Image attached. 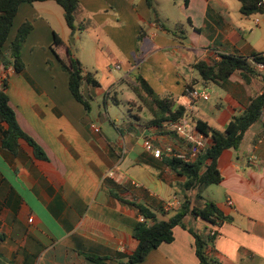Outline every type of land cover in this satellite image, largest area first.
Wrapping results in <instances>:
<instances>
[{
    "label": "crops",
    "instance_id": "crops-1",
    "mask_svg": "<svg viewBox=\"0 0 264 264\" xmlns=\"http://www.w3.org/2000/svg\"><path fill=\"white\" fill-rule=\"evenodd\" d=\"M241 7L238 0H189L187 5L152 0V6L147 0H80L76 25L85 29L77 31L91 32L95 44L90 52L73 53L68 39L74 34L60 5L20 6L6 48L24 23L33 25L21 49L25 70L17 74L0 61V82L7 80L19 126L46 158H38L24 139L13 150L6 148L8 125L0 123V264H125L138 247L133 231L142 215L135 205L168 221L184 197L192 207L213 201L229 220L211 224L189 214L187 228L176 226L174 241L150 251L140 264H199L192 231L216 232L208 254L217 264H264V120L248 130L238 149L222 153L223 181L208 200L203 193L198 199L185 190L186 177L168 165V158L146 151L147 142L180 152L187 145L169 124H150L152 113L132 88L140 76L160 98L172 99L174 109L186 108L187 87L204 89L208 98L181 121L196 127L201 120L224 131L264 92V72L247 82L235 71L220 85L204 81L194 66L213 64L223 55H264V14L246 16ZM56 35L59 46H54ZM68 49L82 64L83 76L98 82L82 85L90 111L70 90L62 67ZM102 96L106 114L96 116L93 104ZM109 100L129 106L127 120L110 113ZM173 199L180 205L167 209L165 202Z\"/></svg>",
    "mask_w": 264,
    "mask_h": 264
},
{
    "label": "trees",
    "instance_id": "trees-1",
    "mask_svg": "<svg viewBox=\"0 0 264 264\" xmlns=\"http://www.w3.org/2000/svg\"><path fill=\"white\" fill-rule=\"evenodd\" d=\"M55 1L65 12L67 25L75 33L77 30L83 31L84 26L76 25V12L80 7V0H0V61L7 68L13 66L17 74H22L25 65L21 57V49L26 39L33 29L30 22L24 23L17 31L13 41L8 42L12 30L14 19L23 3L33 4L35 2ZM152 6V0H147ZM242 7L241 12L246 16L264 14V8L259 6L260 0H238ZM189 0H185L186 5ZM62 41L56 35L54 46H59ZM55 53V49L52 48ZM254 62H264V55L254 53L250 57L237 55H223L221 60L213 64L198 62L194 68L198 71L204 81H212L216 84H224L235 71H242L244 79L249 82V77L256 75ZM62 67L69 73V87L73 96L81 102L87 111L91 110L89 100L82 91L84 81L98 86V82L92 79L90 74L83 76L82 64L72 56L68 49L66 59H62ZM137 85L133 86L138 99L152 113L153 119L150 124L162 127L164 124H172L181 121L186 114L183 106L174 109V102L169 98H160L154 93L148 83L137 77ZM7 80L3 81L0 90V123H6L8 130L3 133V145L13 150L18 139L26 140L35 150V154L40 159H45V154L41 147L27 134H25L16 119V114L9 104V97L6 93ZM264 109V92L251 99L247 108L239 115L233 116L224 131L210 127L206 122L196 121V129L210 138V147L200 154L191 163H186L180 159H168L167 163L180 176L186 177L185 190L195 192L198 199H202V193L211 185H219L223 181V176L218 168V161L222 153L229 149H238L242 144L248 130L261 119ZM140 214L146 218V222H140L134 228L133 236L138 241L137 249L128 257L125 264H140L153 249L158 248L163 243L174 241L173 229L176 226L187 228L184 219L189 215H196L211 224L229 220L225 217L213 201L205 202L203 207H192L189 197H184L181 209L168 221L156 220L154 212L143 205H135ZM148 220L152 223H148ZM195 238L196 254L199 264H217L208 254L209 247L214 243V236L202 235L191 232ZM93 261L103 262L104 258L89 257Z\"/></svg>",
    "mask_w": 264,
    "mask_h": 264
},
{
    "label": "built area",
    "instance_id": "built-area-1",
    "mask_svg": "<svg viewBox=\"0 0 264 264\" xmlns=\"http://www.w3.org/2000/svg\"><path fill=\"white\" fill-rule=\"evenodd\" d=\"M259 6L264 8V0H260ZM254 69L256 73L260 74L264 72V62H254ZM117 68H120L117 66ZM5 79H1V85ZM184 97L187 100L185 105V109L187 111L192 110L196 104L201 99H207L208 93L203 89H197L194 87H187L184 92ZM264 120V109L262 111L261 119ZM172 130L180 136L185 144L187 145L186 151H177L174 147H165V148H157L151 142H147L145 145L146 151L151 153L155 158L164 160L168 159H180L186 163H191L197 159V157L205 152L211 145L208 138L201 134L195 126H190L185 121H179L176 123L169 124ZM95 130L98 132L99 128L95 127ZM113 175V173H112ZM230 205H232V201H228ZM180 205V201L177 199H173L172 201H166L165 206L167 209L172 207H178ZM31 221V220H30ZM146 218L144 216H140V222H146ZM212 236L216 235L215 231L211 232Z\"/></svg>",
    "mask_w": 264,
    "mask_h": 264
},
{
    "label": "rangeland",
    "instance_id": "rangeland-1",
    "mask_svg": "<svg viewBox=\"0 0 264 264\" xmlns=\"http://www.w3.org/2000/svg\"><path fill=\"white\" fill-rule=\"evenodd\" d=\"M78 26V25H77ZM74 35L70 36V38L68 39V43L70 44L73 53H76V50H79L80 52H90L91 50V44H95L92 43V40L94 39L93 35L91 32H85L84 34L79 33V31H76L75 33H72ZM76 38V39H75ZM83 48V49H82ZM129 93L131 94V91L129 90H125V94ZM118 98L119 99H124L123 96H121V94H118ZM126 98V96H125ZM99 102L97 103V101L93 104V113L97 116L98 113H101L102 115L106 114V109L104 107V103H103V96L100 98V100H98ZM125 103V102H122ZM120 104V106H115L113 100H109V104H110V113H114L116 115H121L122 118H124L125 120H127V114H128V105L125 104ZM125 106L127 107V109L125 108ZM137 113V112H136ZM117 119V116H116ZM118 124L122 125L123 124V119L120 118L119 121H117ZM218 187L217 185H211V188L209 189V191L207 192H203V198L205 197L207 200L209 199V196L212 192V190H216ZM195 200V197H194Z\"/></svg>",
    "mask_w": 264,
    "mask_h": 264
}]
</instances>
